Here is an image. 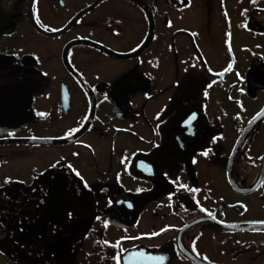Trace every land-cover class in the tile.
Segmentation results:
<instances>
[{
    "label": "flooded vegetation",
    "instance_id": "obj_1",
    "mask_svg": "<svg viewBox=\"0 0 264 264\" xmlns=\"http://www.w3.org/2000/svg\"><path fill=\"white\" fill-rule=\"evenodd\" d=\"M0 264H264V0H0Z\"/></svg>",
    "mask_w": 264,
    "mask_h": 264
},
{
    "label": "water",
    "instance_id": "obj_2",
    "mask_svg": "<svg viewBox=\"0 0 264 264\" xmlns=\"http://www.w3.org/2000/svg\"><path fill=\"white\" fill-rule=\"evenodd\" d=\"M259 226H261V225H259Z\"/></svg>",
    "mask_w": 264,
    "mask_h": 264
}]
</instances>
